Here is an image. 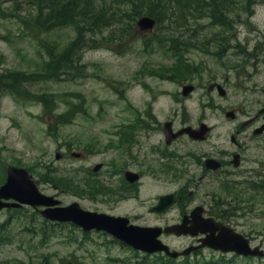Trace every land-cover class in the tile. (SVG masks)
Wrapping results in <instances>:
<instances>
[{"label":"rangeland","instance_id":"obj_1","mask_svg":"<svg viewBox=\"0 0 264 264\" xmlns=\"http://www.w3.org/2000/svg\"><path fill=\"white\" fill-rule=\"evenodd\" d=\"M255 18L258 25L262 26L264 9L258 8ZM247 26L248 29L253 27L250 19ZM244 28L239 29L240 37L244 35L242 32ZM7 29L12 30V24L0 18V31L5 34ZM192 33L188 32L184 38L187 40ZM247 33L251 35L252 31L248 30ZM67 34L74 37L71 30ZM217 37L219 36L206 30L194 42L206 41L211 50ZM107 38L105 36L103 40ZM177 38L183 39L180 35L174 34L165 36L160 42L155 35L149 34L141 37L139 42L133 40L121 47L98 45L97 48H88L85 46L84 50L87 48L84 51L86 72L80 74L69 72L65 79H51L53 83L42 88L76 102L75 119L70 125L56 128V135L47 131V122L50 120L45 115L40 102L34 99L22 102L10 96L0 100V160L7 164L29 168L37 175H35L36 178L40 177L42 181L44 174L49 170L55 171V168L58 169L59 174H67L73 169L84 168L88 163L81 160H69L67 157L58 160L56 157L58 152L62 153L64 148L69 147H73L67 150L69 153L73 150L80 151L73 145L81 146L80 143L87 139L101 138L106 141L111 138L110 134L115 126L128 120L129 117L138 116L139 113L145 115L151 112L162 122L177 112L187 122L195 123L198 120H205L218 126L216 131L218 134L229 131L232 123L226 120V112L232 109V103H235L234 107H244L248 99L247 88L250 83L245 82L244 73L247 69L237 66L236 60L232 58V72L237 73L230 78L228 57L207 55L201 50L192 49L190 53L186 52V56L195 68V76L189 79H193L200 72H205L204 81L214 75L226 85L228 95L226 98H221L215 93L209 96L198 85L199 90L190 95L187 100H183L185 98L181 96V86L186 82L185 78H166L168 72H160L170 65L168 61L172 55H166L165 52L170 50L182 52L185 49L176 42ZM33 50L31 42L12 45L0 41L2 52L0 68L2 70L36 68L38 55ZM232 55H234L233 49ZM245 65L242 63L243 67ZM198 84L201 85L202 80L198 79ZM80 100H83L84 108L81 113L79 112L81 111ZM111 158L112 155L107 157L100 155L94 159V163L106 159L109 161ZM153 180H145L141 187L140 204L131 205L130 208L141 215V225L172 223L178 217L176 209L163 218H158L148 214L146 208L150 205L143 203H152L158 195L177 190L178 185L170 184V179ZM45 188L51 193L61 195L64 201L74 199L70 194L54 191L52 186ZM250 196L252 211L247 212L243 218H233L232 224L239 231L248 233L255 246L264 248V198L260 191L250 192ZM83 205L90 210L107 213H123L126 210L125 205L112 209L109 205L100 202L86 201ZM2 221L3 217L0 218V225ZM21 224L20 220L10 222L7 232L12 234L14 239L12 244H7L0 249V264H42L45 262V256H49V260L54 259L57 264H67L68 261L73 264H141L142 261L141 258H135V254L126 248L117 246L104 239L107 237L102 238L95 233L91 234L92 242L85 241L83 246L59 239H53L47 245H43L34 238L30 239L31 236H26L20 229ZM64 233L69 239L78 236L79 240H82L80 232L75 233L67 229ZM183 244L184 242L177 241L174 245ZM206 256L211 254L206 253ZM61 258H64L63 263L60 261Z\"/></svg>","mask_w":264,"mask_h":264},{"label":"trees","instance_id":"obj_2","mask_svg":"<svg viewBox=\"0 0 264 264\" xmlns=\"http://www.w3.org/2000/svg\"><path fill=\"white\" fill-rule=\"evenodd\" d=\"M144 14L158 18L159 23H177L180 17L196 16L198 11L191 0H0V18L13 26L8 30L9 34L0 31V40L12 45L35 43L34 51L41 64L31 72H43L41 75L18 71L0 74V92L20 99L22 91L39 87L49 75L56 77L59 72H81L84 66L81 65V53L85 46L92 44L94 47L96 37H104L106 31L108 39L98 40L107 46L135 37L137 19ZM69 27L76 33L72 40L65 35ZM32 94L45 107L56 102L46 92L37 90ZM51 237L52 231L45 229L42 238L48 240ZM209 264L238 263L233 260L232 263Z\"/></svg>","mask_w":264,"mask_h":264},{"label":"flooded vegetation","instance_id":"obj_3","mask_svg":"<svg viewBox=\"0 0 264 264\" xmlns=\"http://www.w3.org/2000/svg\"><path fill=\"white\" fill-rule=\"evenodd\" d=\"M261 93L262 101H261V109L258 113H255L254 115H250L247 113L249 118L247 120V125H250L251 130H255L259 127L264 126V88H260L258 90ZM242 133L241 130H235V134L240 135ZM232 134L230 138H225L222 142H216L209 144L210 148H213L216 146L217 148L213 149H204L202 147L203 143H194V148L197 149L199 152V157L192 156L187 160V165L190 170H193L192 168L201 169V176L199 179V182L201 181H211L210 174L208 173V170L206 169V164L210 163L211 161L215 163L220 164V169L218 170V174H225L228 172H232V168H234V160L239 159V165L242 167L244 164H247L245 162V151H246V145H243L241 142H239L236 138V135ZM264 134V133H263ZM262 134V135H263ZM129 140V139H127ZM208 141H205L206 144ZM163 145V142L160 143V146ZM152 145L149 144H142L140 141L131 142L126 146V149L131 148L135 152H140L142 147L149 148ZM232 146L234 149H232ZM257 161V160H256ZM140 164V160L136 158V164H131L130 159L128 166H126L125 171L131 170L130 168L136 167ZM259 166H262L264 168V158L259 161ZM236 170L239 168L235 167ZM250 171V169L248 170ZM251 175V172H249ZM232 183V182H231ZM121 186V185H120ZM119 186V188H120ZM230 194L232 196V184L230 187ZM216 194L214 192H207L203 193L201 196L200 205L204 208V217L205 218H217L218 215H216V207L214 204ZM187 214H183V216H186ZM192 240H195L196 242L199 240V238H189Z\"/></svg>","mask_w":264,"mask_h":264},{"label":"water","instance_id":"obj_4","mask_svg":"<svg viewBox=\"0 0 264 264\" xmlns=\"http://www.w3.org/2000/svg\"><path fill=\"white\" fill-rule=\"evenodd\" d=\"M192 91V87H188L185 89V95H188ZM9 182L8 184L0 188V209L4 206H11L10 204L2 203L1 199H10L14 198L22 203H33V201H37L39 204H54L52 199H46L41 197L36 189L35 184L31 181L30 177L27 175L25 171L22 170H16L14 168H9ZM39 197H38V196ZM39 198V200H37ZM76 208L67 209L63 212H49L47 213V217L53 219V220H61L66 221L70 219L80 220L84 221L86 219H89L91 217H82L79 215L78 211H76ZM94 218V217H93ZM96 219V218H95ZM78 222V221H76ZM93 226H89L86 228L91 229L93 227L95 228H109L114 232H117V230L120 229V226L117 225L114 221V223L108 227L106 226H98L95 225V222H92ZM91 225V223H90ZM161 234L160 229H135L133 231L128 232L126 235L130 236L135 241L139 242L140 248H143L145 250H148L150 252L158 251L164 249V247L156 241L157 237ZM226 242L232 241V246H226L222 247L224 251H236L240 254L245 255H258V250H251L249 247V243L247 240L244 239L243 236H240L232 230V237L227 236L225 238ZM132 243V242H130ZM135 245L134 243H132ZM136 246V245H135Z\"/></svg>","mask_w":264,"mask_h":264}]
</instances>
